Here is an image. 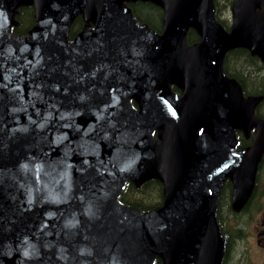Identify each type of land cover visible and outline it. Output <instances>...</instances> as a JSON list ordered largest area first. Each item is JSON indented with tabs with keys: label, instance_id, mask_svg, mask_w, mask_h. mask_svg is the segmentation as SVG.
<instances>
[{
	"label": "water",
	"instance_id": "1",
	"mask_svg": "<svg viewBox=\"0 0 264 264\" xmlns=\"http://www.w3.org/2000/svg\"><path fill=\"white\" fill-rule=\"evenodd\" d=\"M128 1L0 0V264H221V186L240 209L264 152L261 98L243 97L222 60L242 47L264 61V0H232L229 31L213 0H140L162 9L160 34ZM23 5L35 25L10 35ZM252 127L234 151L235 129ZM150 179L161 206L117 200Z\"/></svg>",
	"mask_w": 264,
	"mask_h": 264
},
{
	"label": "trees",
	"instance_id": "2",
	"mask_svg": "<svg viewBox=\"0 0 264 264\" xmlns=\"http://www.w3.org/2000/svg\"><path fill=\"white\" fill-rule=\"evenodd\" d=\"M232 0H213L214 16L216 20L226 29H229L222 16L229 11ZM133 16L141 23L150 26L156 32L161 31L162 10L150 2H128ZM35 23L34 10L32 6L18 7L14 15V24L10 27V32L18 36L27 35L28 31ZM84 21L78 16L69 29V39L82 29ZM188 43L199 41L196 32L190 29L186 35ZM264 63H260L257 57L251 56L244 48H236L227 52L223 60V70L226 75L234 78L241 86L242 92L247 95H256L262 93L264 88V77L261 74ZM172 89L178 92L176 87ZM257 113L262 115L260 110ZM247 144V143H246ZM238 147L243 144L238 140ZM231 185L225 181L218 198V205L224 198H229ZM118 199L123 204L135 207L140 211L146 212L160 206L163 202V191L161 183L156 179H150L142 184L126 182L121 190ZM154 264H162L159 258H156Z\"/></svg>",
	"mask_w": 264,
	"mask_h": 264
},
{
	"label": "flooded vegetation",
	"instance_id": "3",
	"mask_svg": "<svg viewBox=\"0 0 264 264\" xmlns=\"http://www.w3.org/2000/svg\"><path fill=\"white\" fill-rule=\"evenodd\" d=\"M261 96L262 100L258 104L257 110L264 106V93H262ZM242 132L238 130L237 134L240 136V141L243 146H246L251 141L253 130H249L248 133ZM225 200H227L228 205L227 211L232 216L244 214V225H247L246 228L242 227L239 220L237 219L238 221H236L235 228H230L228 225L225 226L224 224L226 223L223 221L221 212L218 213V223L220 230L222 234L226 236V245L222 264H228L229 256L232 250H235L239 242L247 237L244 231H247L248 237L253 239V244L257 247L255 248V251L260 261L259 264H264V153L262 154L257 165L252 191L242 208L239 211H234L231 209L230 200L228 198H226ZM219 208L220 205L218 207V210ZM237 222H239V224Z\"/></svg>",
	"mask_w": 264,
	"mask_h": 264
},
{
	"label": "rangeland",
	"instance_id": "4",
	"mask_svg": "<svg viewBox=\"0 0 264 264\" xmlns=\"http://www.w3.org/2000/svg\"><path fill=\"white\" fill-rule=\"evenodd\" d=\"M222 19H224L227 23H231L230 18V11L226 12L225 15L222 16ZM262 76L264 77V69L261 71ZM226 198L222 199V202L220 204V208L218 210V213L221 212V216L223 217V221L226 223L225 226L228 225L230 228L236 226V221L239 220L240 225L242 227L246 228V225H244L245 219L244 214L232 216L228 211V205ZM228 214V215H227ZM242 215V216H241ZM238 219V220H237ZM239 222H237L239 224ZM227 228V227H226ZM246 234V238L242 239L241 242L237 245L235 250H232L229 256L228 264H259V258L255 251V248H257L253 244V239L248 237L247 231H244Z\"/></svg>",
	"mask_w": 264,
	"mask_h": 264
}]
</instances>
